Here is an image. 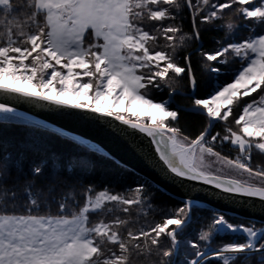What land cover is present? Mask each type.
<instances>
[{
  "label": "snow or ice",
  "instance_id": "snow-or-ice-1",
  "mask_svg": "<svg viewBox=\"0 0 264 264\" xmlns=\"http://www.w3.org/2000/svg\"><path fill=\"white\" fill-rule=\"evenodd\" d=\"M185 7L191 15V33L177 23ZM225 10L252 22L247 25L249 35L234 40V25L227 22L226 27L219 25L225 28V37L216 39L215 49L205 50L202 43L196 49L202 70L213 74L201 98L196 95L200 84L191 53L183 56V64L177 53L187 41H200L199 25L223 21ZM146 21L157 23L149 29ZM260 25L264 0H0V123L48 132L86 153L63 165L53 153L51 175L41 183L48 159L34 162L25 173L22 158L5 159L7 150L0 145V264H131L133 253L154 249L161 257L159 264H165L200 203L196 195L221 200L227 196L234 202L257 199L264 205V166L252 163L253 149L264 154V30L255 31ZM234 60L239 66L227 69ZM229 72L231 82H221V73ZM182 76L192 93V107L185 110L208 118L194 138L173 123L179 110L170 107L176 89L169 81ZM164 88L169 89V99L150 98L154 90ZM12 100L94 124L103 134L119 138L145 163L151 161L149 166L158 168L164 178L182 182L181 206L167 211L162 207L160 222L138 231L129 228L126 236L121 235L119 228L129 221L115 214L117 208L128 213L133 204L154 207L147 178L138 177L134 189H125L130 195L108 188L94 191L89 185L81 204L74 199V182L61 172L70 177L77 169L91 171L94 162L87 154L112 160L125 171L127 165L100 143L21 111ZM230 117L235 130L228 126ZM217 121L224 122L223 135L212 132ZM137 134L149 138L155 159L138 143ZM226 143L237 155L217 150ZM12 169L17 175L9 183ZM19 190L26 197L23 203L16 199ZM52 203L57 205L54 214ZM91 213L99 218L91 220ZM110 214L113 218L105 220ZM229 232L243 234L244 241L215 248L209 243ZM162 236L170 240V248L161 247ZM187 246L194 251L183 264H210L211 259L264 264V227L251 221L233 223L215 209L207 230L199 232L197 241L188 240Z\"/></svg>",
  "mask_w": 264,
  "mask_h": 264
},
{
  "label": "trees",
  "instance_id": "trees-1",
  "mask_svg": "<svg viewBox=\"0 0 264 264\" xmlns=\"http://www.w3.org/2000/svg\"><path fill=\"white\" fill-rule=\"evenodd\" d=\"M17 2H19V0H17ZM227 22H231L234 25V30L232 31V38H234V40L239 41L249 35V28L247 25H250L252 22L245 20L243 16L235 11L225 10L223 21H216L209 25H199L201 28L200 41H187L185 47L180 49L177 53L178 62L180 64L184 63L183 56L186 53H191L193 70L200 84V87L196 93L198 97L202 98L203 95L206 94L205 85L213 74L202 70V59L196 53V49L201 43L205 50L215 49L218 46L216 44V39L225 37V28H221L219 25L224 24L226 27ZM145 23L150 29L151 26L157 22L146 21ZM177 23L182 25L184 32L191 33V15L186 7L181 10L180 19L177 21ZM262 30H264V25L257 26L255 29L257 34ZM224 42H231V39L225 40ZM160 44H164V40L162 38L160 39ZM238 66L239 62L234 60L226 67L227 69H235ZM220 80L221 82H231V73L229 72L227 75L221 73ZM169 83L173 88L176 89V93L173 94L171 98L172 102L170 107L173 110H179L178 119L173 123L177 124L185 135L194 138L207 126L208 118L205 115L196 114L185 110L192 107V93L187 86L186 76L178 77L169 81ZM150 98H154L156 102L169 99V89L164 88L163 91L154 90ZM224 126V122H215L214 126L212 127V132L215 133L219 131L223 135ZM228 126L233 127L234 130L237 128L231 117ZM0 145H2V147L7 150L4 154L5 159H8L12 156L22 158L23 169L25 173L29 172L30 166L34 162L48 159L49 164L44 170V176L41 178V183L45 182L51 175L52 161L50 157L53 153L61 157L60 163L62 165L66 164L68 159L72 156L86 154L77 145L73 144L67 139H61L58 136L52 135L48 132L40 131L32 127L9 123H0ZM217 150L221 151L223 155H228L229 157H234L237 153L236 149L227 143L223 146V148L217 147ZM87 155H89L90 159L94 162V167L91 169V171L77 169L76 172L70 177L66 172H61L62 177H67L69 180L74 182V199L78 200L81 204L84 201L85 189L89 185L94 186V191L108 188L111 192L130 195V193L125 192V189H134L137 183V178L142 177L129 168L128 171H125L124 168H118L112 162V160L105 159L100 155ZM252 157V163L254 165L264 166V154L260 153L258 149H253ZM16 175L15 169H12V178L9 180V183H12L16 179ZM23 179L24 176L21 174L20 180L23 181ZM149 182L148 192L153 194L151 198V203L154 206L153 208H148L147 205L141 206L133 204L128 206V213H124L122 210L117 208L115 214L119 215L120 218L129 221L127 225L121 226L119 228L121 235L126 236L127 230L129 228H131L133 231H138L142 227L147 229L148 225L160 222L164 215L161 211H159V209L162 207L165 208V211H167L168 209H174L181 206V200L164 193L160 189L156 190V185L151 181ZM16 199L21 203H23V201L26 199L22 190L18 191ZM109 206H114V202ZM41 207L42 209L44 208L43 200H41ZM56 209L57 205L52 203L51 210L53 214L55 213ZM212 212H214V210L199 205L192 209L190 223L179 234L181 243L179 244L175 254L168 258L165 261V264H183L185 257L191 258V254L194 250L188 248L187 241H197L199 232L201 230H207V225L210 223ZM226 217L229 218L233 223H241L244 225H247L251 221L239 217H233L227 214ZM98 218L99 214H90L91 220L95 221ZM112 218L113 217L111 214L104 217L105 220H110ZM251 222H254L257 227H264V224L262 223L255 221ZM244 239L245 236L241 233H220L209 243L215 248L220 246L222 243L230 241L243 242ZM201 245L202 247L205 246L203 242H201ZM161 247H171L170 240H168V238L165 236L161 237ZM130 260L131 264H159L161 257L155 255L154 249L152 253H133L130 257ZM210 264H222V261L211 259Z\"/></svg>",
  "mask_w": 264,
  "mask_h": 264
},
{
  "label": "water",
  "instance_id": "water-1",
  "mask_svg": "<svg viewBox=\"0 0 264 264\" xmlns=\"http://www.w3.org/2000/svg\"><path fill=\"white\" fill-rule=\"evenodd\" d=\"M12 103L21 111L28 112L30 115H35L38 118L45 119L73 133L80 134L94 140L97 143H100L106 151L115 157L116 160L126 164L127 168L131 169L138 175L147 178L149 181L158 186V188L164 193L178 200H181V198L185 196V192L182 190L181 181H176L175 183L170 182L168 179L164 178L158 168L149 166L151 161L149 163H145L142 157L131 150L125 142L117 137L103 134L98 130L96 125L62 113L35 109L33 106L24 101L17 102L12 100ZM137 140L142 147L147 149L153 159H155V153L152 151L149 138L141 134H137ZM183 183L187 184L191 182L184 181ZM200 187L205 191L215 193L214 189H209L207 186L201 185ZM194 198L200 201L199 206H204L214 211L215 209H220L227 215L264 224V205H261L260 201L257 199L250 201L238 200L237 202H234L227 196L221 200L219 198L214 199L212 196L203 194L196 195ZM249 204L251 207L248 206Z\"/></svg>",
  "mask_w": 264,
  "mask_h": 264
},
{
  "label": "rangeland",
  "instance_id": "rangeland-1",
  "mask_svg": "<svg viewBox=\"0 0 264 264\" xmlns=\"http://www.w3.org/2000/svg\"><path fill=\"white\" fill-rule=\"evenodd\" d=\"M144 111L146 112V111H147V109H145ZM218 147H219V146H218ZM222 148H223V147H222ZM236 155H237V153H236Z\"/></svg>",
  "mask_w": 264,
  "mask_h": 264
}]
</instances>
